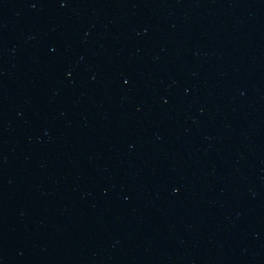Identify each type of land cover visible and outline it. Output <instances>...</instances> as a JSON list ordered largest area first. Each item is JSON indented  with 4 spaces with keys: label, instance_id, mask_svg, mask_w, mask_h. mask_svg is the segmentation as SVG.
Segmentation results:
<instances>
[{
    "label": "water",
    "instance_id": "obj_1",
    "mask_svg": "<svg viewBox=\"0 0 264 264\" xmlns=\"http://www.w3.org/2000/svg\"><path fill=\"white\" fill-rule=\"evenodd\" d=\"M0 264H264V0H0Z\"/></svg>",
    "mask_w": 264,
    "mask_h": 264
}]
</instances>
